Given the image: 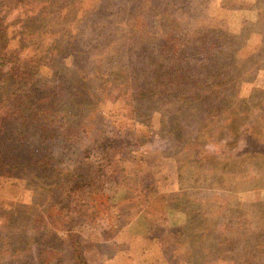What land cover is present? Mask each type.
<instances>
[{"label":"rangeland","instance_id":"obj_1","mask_svg":"<svg viewBox=\"0 0 264 264\" xmlns=\"http://www.w3.org/2000/svg\"><path fill=\"white\" fill-rule=\"evenodd\" d=\"M0 22V72L38 60L0 78V264H72L67 232L90 264H264V0H0Z\"/></svg>","mask_w":264,"mask_h":264},{"label":"trees","instance_id":"obj_2","mask_svg":"<svg viewBox=\"0 0 264 264\" xmlns=\"http://www.w3.org/2000/svg\"><path fill=\"white\" fill-rule=\"evenodd\" d=\"M2 18V17H1ZM39 20V18L37 17L36 19H35V22H37ZM23 21V24L22 25H25L24 24V19L22 20ZM1 23V22H0ZM26 25H28V24H26ZM144 25H145V23L143 22V21H141L140 23H139V28H137L136 30H131V32L129 33V35H127V37H128V40H132V41H143V39L146 37V36H144V34L141 32V30L143 29V27H144ZM49 42V41H48ZM47 45V44H46ZM46 45H44V47L46 46ZM36 51V50H35ZM51 52H54V53H59V49L58 48H54V50H51ZM75 52V51H74ZM33 55H34V53H33V51H32V54H29V55H27V56H25V57H22L21 56V58H19V64H14L13 66H11V67H8L7 69H6V66H5V64H3V70L0 72V78H1V80H3V81H8L10 78H12V77H16V75L18 74L19 76H21L17 71L18 70H20V69H22L21 67L22 66H19L20 64L21 65H23V66H26V65H29L30 66V68H32L33 67V64L32 63H35V62H37L38 60H36V61H33L32 60V57H33ZM21 61H23L22 63H20ZM44 65V64H43ZM24 73H27V72H29L25 67H24ZM194 71V70H193ZM17 73V74H16ZM194 74V72H190V75H193ZM40 101H48V98L47 97H41L39 100H38V102L36 103V104H38ZM21 103L23 104V103H25L24 102V100H22L21 101ZM26 105L28 104L27 102L25 103ZM189 104H191L190 102H182V106L180 105V103L179 104H176V105H178V106H181V108L182 107H184V106H188ZM173 108H175V107H173ZM181 109L179 108V111H180ZM184 124V122L183 123H180V125L178 126V128H182V125ZM177 128V129H178ZM35 133L36 132H34V130H32V131H30L29 132V134H32V135H35ZM200 133H201V130H200ZM199 132H196L195 134H194V136H192V135H190V134H188L186 137H185V141H181L180 143H182V142H184V144H182L181 145V147L183 148L185 145V147H187L190 143H191V145L193 144L192 142H193V137H195V136H197V135H199L200 134ZM191 136H192V138H191ZM2 138H3V136H1L0 135V161H2L1 159H2V156L4 155V154H8V148L7 149H5V150H3L2 151V149L3 148H5V143L3 142V140H2ZM16 138V137H15ZM191 138V141L190 142H188V140ZM8 140H11V138H7ZM14 139V138H13ZM12 139V140H13ZM11 140V141H12ZM14 140H17V139H14ZM10 141V142H11ZM30 140L29 139H26L25 141H22V140H19L18 141V143H17V146H15L16 147V150H19L20 148H22V147H24V146H27L29 143ZM179 143V144H180ZM177 144V142H174V144L173 145H176ZM179 144L178 145H176L177 147L179 146ZM81 177V176H80ZM84 184L83 183H78V181L73 185V184H71V186H68V191L67 192H69V191H71L73 188L75 189L76 187H79V186H83ZM62 198H60L56 203H55V205L51 208V210L52 209H54V208H58L59 206H60V204L62 203ZM55 227V226H54ZM64 227V226H63ZM56 228V227H55ZM57 229H62V228H57ZM64 229H66L65 231H67V228L66 227H64ZM56 232H57V230L56 229H54ZM5 238V236H2L1 237V239H4ZM58 241H60V244H62L63 246L65 245L66 247H67V242L69 243V247L71 248V254H70V259H71V261H72V264H90L87 260H86V258L84 257V254H83V251L81 250V244H80V242H79V239L78 238H76V237H74L73 235H71V234H68V232L66 233V235H64V236H61V238H58ZM68 247V248H69Z\"/></svg>","mask_w":264,"mask_h":264}]
</instances>
